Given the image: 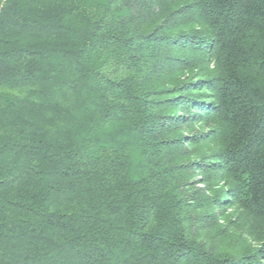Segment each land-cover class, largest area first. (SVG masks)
<instances>
[{
  "label": "trees",
  "instance_id": "obj_1",
  "mask_svg": "<svg viewBox=\"0 0 264 264\" xmlns=\"http://www.w3.org/2000/svg\"><path fill=\"white\" fill-rule=\"evenodd\" d=\"M0 264H264V0H0Z\"/></svg>",
  "mask_w": 264,
  "mask_h": 264
}]
</instances>
